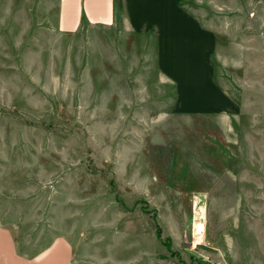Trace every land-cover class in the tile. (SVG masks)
I'll return each instance as SVG.
<instances>
[{
    "label": "rangeland",
    "instance_id": "obj_1",
    "mask_svg": "<svg viewBox=\"0 0 264 264\" xmlns=\"http://www.w3.org/2000/svg\"><path fill=\"white\" fill-rule=\"evenodd\" d=\"M113 1L64 33L0 0V226L72 264H264V0Z\"/></svg>",
    "mask_w": 264,
    "mask_h": 264
},
{
    "label": "crops",
    "instance_id": "obj_2",
    "mask_svg": "<svg viewBox=\"0 0 264 264\" xmlns=\"http://www.w3.org/2000/svg\"><path fill=\"white\" fill-rule=\"evenodd\" d=\"M171 2L178 0H169ZM113 0H58L56 28L59 32L76 31L82 16L90 25L113 23ZM0 264H72V247L56 237L32 253H20L10 230L0 226Z\"/></svg>",
    "mask_w": 264,
    "mask_h": 264
},
{
    "label": "bare ground",
    "instance_id": "obj_3",
    "mask_svg": "<svg viewBox=\"0 0 264 264\" xmlns=\"http://www.w3.org/2000/svg\"><path fill=\"white\" fill-rule=\"evenodd\" d=\"M202 227V226H201ZM198 229L200 230L201 228H200V226H198ZM196 234V233H195ZM199 241V240H198Z\"/></svg>",
    "mask_w": 264,
    "mask_h": 264
},
{
    "label": "trees",
    "instance_id": "obj_4",
    "mask_svg": "<svg viewBox=\"0 0 264 264\" xmlns=\"http://www.w3.org/2000/svg\"><path fill=\"white\" fill-rule=\"evenodd\" d=\"M82 20H84V17H83V16H82V19H81V21H82Z\"/></svg>",
    "mask_w": 264,
    "mask_h": 264
}]
</instances>
